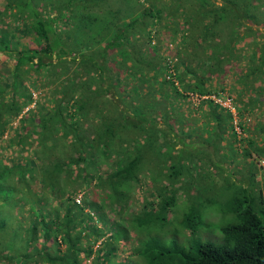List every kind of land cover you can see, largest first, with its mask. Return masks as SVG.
Masks as SVG:
<instances>
[{
	"label": "trees",
	"instance_id": "trees-1",
	"mask_svg": "<svg viewBox=\"0 0 264 264\" xmlns=\"http://www.w3.org/2000/svg\"><path fill=\"white\" fill-rule=\"evenodd\" d=\"M0 16V264H264L250 200L230 199L220 240L185 210L222 149L264 158V0H4ZM164 20L181 39L162 53ZM143 185L156 200L124 216Z\"/></svg>",
	"mask_w": 264,
	"mask_h": 264
},
{
	"label": "rangeland",
	"instance_id": "rangeland-1",
	"mask_svg": "<svg viewBox=\"0 0 264 264\" xmlns=\"http://www.w3.org/2000/svg\"><path fill=\"white\" fill-rule=\"evenodd\" d=\"M3 5L4 0H0V9ZM14 10L15 9L13 8V10L11 11ZM164 22L165 25L163 27H158L157 24L153 26L151 30V34H153V36L150 42V44L156 42L155 38H157V35L159 38V42L162 43L160 47L162 53L165 50L164 48H166L164 46V41H177L178 39H181V33L175 32L173 23L167 22L165 20ZM6 24L12 31L18 32V34L22 32L21 24L18 23L16 19L13 18V16H8ZM0 25H2L1 16ZM154 31L155 34L153 33ZM25 34L26 36L30 35V31H26ZM25 43L26 42L24 37L23 45H25ZM168 44L169 43L166 42L167 47ZM169 59L172 63L171 58ZM3 74L5 77H8V79L10 78L8 71H4ZM28 89L32 90L31 86H28ZM33 95L35 94L33 93ZM188 95L190 99L189 105L195 107L199 96L190 92ZM223 96L225 95L223 94ZM235 129L237 133H239V128L236 127ZM1 143H4V139L0 141V144ZM220 153L223 157H225L221 160L223 170L215 171L214 169L210 168V172V169L207 170L206 166H203V168H200V170L199 168H197V172H195L194 176L199 179L197 188L198 191H195V193L197 194L195 196H192L190 200H187V205H185V210L189 209V204H191L193 206L192 208L194 209L197 207L199 211L202 210V220L209 223L204 227H201L198 232L202 237H208L212 240H220L221 236L218 230V226L225 222L227 223V221L231 219L230 217L232 215L228 212L230 199H234L237 197L241 205H245L250 200L255 211H257L258 215L264 222V164L261 163V161H264V158L262 159V157H254L257 158L256 160L253 157L240 155V153L238 152L229 154L228 149H222ZM7 155L10 156V151L8 150L7 146H4L0 149V156L4 158ZM251 171L253 172V174L250 173L249 178L248 173ZM144 181H148V178H145ZM79 196L80 193L76 194V197L79 198ZM144 197L156 200L153 192L151 194L148 193L146 185H143L141 188H133L130 196L131 199L129 200L128 206L124 211V216H130L131 213H136ZM177 203V206L181 204L180 199ZM96 222L97 224H99V220H96ZM127 225L129 231L127 239H125V242L123 244L122 241L116 243V258L131 259L133 257L132 247L136 244L135 239L137 236L136 231H134L129 224ZM99 226H101V223L99 224ZM109 233L110 230H107L106 236L109 235ZM178 235L179 240L184 239L183 233H179Z\"/></svg>",
	"mask_w": 264,
	"mask_h": 264
},
{
	"label": "built area",
	"instance_id": "built-area-1",
	"mask_svg": "<svg viewBox=\"0 0 264 264\" xmlns=\"http://www.w3.org/2000/svg\"><path fill=\"white\" fill-rule=\"evenodd\" d=\"M170 59H168V62H167V66H168V71L170 72ZM166 76H168V74L166 75ZM212 97H213V95H211ZM214 99L218 102V103H220V104H222V105H224V106H226V107H228L229 109H231V110H233V107H232V105H231V103H230V98L229 97H227V96H224V97H219V96H217V97H214ZM261 163L262 164H264V161H261ZM78 197H76L75 198V200L76 201H78Z\"/></svg>",
	"mask_w": 264,
	"mask_h": 264
}]
</instances>
